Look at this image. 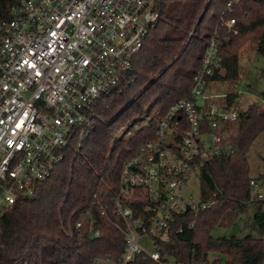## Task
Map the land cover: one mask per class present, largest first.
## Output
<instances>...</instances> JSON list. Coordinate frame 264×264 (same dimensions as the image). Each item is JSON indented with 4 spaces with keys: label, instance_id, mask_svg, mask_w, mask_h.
<instances>
[{
    "label": "built area",
    "instance_id": "built-area-1",
    "mask_svg": "<svg viewBox=\"0 0 264 264\" xmlns=\"http://www.w3.org/2000/svg\"><path fill=\"white\" fill-rule=\"evenodd\" d=\"M163 1L18 0L10 17L0 19V215L51 179L65 151L79 149L94 121L103 122L95 106L132 83V61L159 21ZM241 1L226 0L188 95L167 107H147L121 130L122 141L143 136L120 170L112 199L114 225L125 241L119 264L139 255L160 263V244L182 232L184 214L212 205L186 193L239 118L222 105L225 95L206 92L222 68L221 47L238 34L229 15ZM246 203L264 212V176L249 180ZM142 238L151 254L139 245Z\"/></svg>",
    "mask_w": 264,
    "mask_h": 264
},
{
    "label": "trees",
    "instance_id": "trees-1",
    "mask_svg": "<svg viewBox=\"0 0 264 264\" xmlns=\"http://www.w3.org/2000/svg\"><path fill=\"white\" fill-rule=\"evenodd\" d=\"M17 1L0 0V19L10 17ZM225 3L164 0L159 6V21L132 61L134 83L102 97L95 106L96 116L127 122L147 107H167L186 97L192 76L201 67L208 39L225 12ZM229 17L235 19L238 34L221 47L222 68L210 81L231 83L238 79V52L245 42H253L264 58V0H242ZM261 77L264 82V70ZM260 95L264 101V90ZM236 97L225 95L222 105L232 107ZM263 130L264 111L250 105L228 127L227 139L197 176L199 199L212 205L196 214H184L182 232L160 244V263L139 255L127 264H264L261 207L255 206L252 216L259 237L213 235L216 229L233 225L249 208L246 202L253 177L249 176L247 152ZM112 131L109 125L94 121L93 130L79 149L65 151L53 177L39 184L27 200L0 215V264H93L98 260L119 264L125 241L114 225L112 199L118 190L120 170L142 143L143 135L140 131L129 141L117 140L110 145ZM93 202L98 205L82 220L80 215ZM100 206L106 209L105 214ZM81 221L82 228L76 230L75 223ZM91 231L99 233L94 241L88 239ZM210 253L223 258L209 261ZM226 255L229 259L224 258Z\"/></svg>",
    "mask_w": 264,
    "mask_h": 264
},
{
    "label": "rangeland",
    "instance_id": "rangeland-1",
    "mask_svg": "<svg viewBox=\"0 0 264 264\" xmlns=\"http://www.w3.org/2000/svg\"><path fill=\"white\" fill-rule=\"evenodd\" d=\"M238 60V79L235 82L231 83L222 81H211L209 83L206 95L223 96L227 94H235L237 97L234 100V104L231 108L238 115H243L248 109V107L253 104L256 105L261 111H264V101L260 95L261 92L264 90V82L261 77V72L262 70H264V58L257 53L255 44L251 41H248L245 42V44L240 48L238 52ZM132 83L134 82L132 81ZM137 94L139 95L141 94V92L138 91ZM113 119H110L108 121L104 119L103 122L101 121L102 123H104L105 126L109 125L110 130H113L111 132V138L109 141L110 145L120 139L122 135V128L126 126L129 121H131H123L122 123H120V120L114 121ZM89 133L90 130H87V134L84 137L85 139L89 137ZM84 140L82 141V143H84ZM247 160L249 165L250 176H258V174H264V131L260 133L253 141L251 147L247 152ZM199 188V181L197 177H195L189 184L186 197L192 195L193 199L195 201H198ZM249 208L248 215L250 218L255 208L251 206ZM236 218L237 219L234 221V223H238L239 220L242 219L240 215H238ZM249 218L248 223L245 222V218L240 221L241 224L239 228L235 229V231L233 232L235 233V236L243 237L245 235H252L253 237L257 238L261 235L254 226L251 218ZM231 228L232 224L231 226L225 229H216L213 235L215 237L227 236L230 234ZM139 245L144 249L147 254L152 253L153 249L150 244L146 242V238L140 239ZM217 258H223V256L218 253H210L208 256L209 261H213ZM224 258L229 259V256L226 255L224 256ZM93 264L115 263L110 260H98L95 261Z\"/></svg>",
    "mask_w": 264,
    "mask_h": 264
},
{
    "label": "crops",
    "instance_id": "crops-1",
    "mask_svg": "<svg viewBox=\"0 0 264 264\" xmlns=\"http://www.w3.org/2000/svg\"><path fill=\"white\" fill-rule=\"evenodd\" d=\"M263 131H264V130H263ZM263 131H262V132H263ZM262 132H261V133H262ZM255 139H256V138H255ZM250 147H251V146H250ZM247 162H248V160H247ZM248 166H249V165H248ZM249 176H250V172H249ZM258 176H264V174H258ZM258 176L256 175V176H250V177H253V178H254V177H258ZM252 207L255 208V206H252ZM249 209H250V208H249ZM249 209H247L244 213L240 214V216H241V218H242L241 220H243V219L245 218V222H246V223L249 222V220H248V218H249V215H248V211H249ZM253 213H254V212H253ZM253 213H252V216H253ZM247 216H248V218H247ZM252 216L250 217L251 220H252ZM250 218H249V219H250ZM241 220H239L238 223L236 222L237 224L234 223V224L232 225L231 232H230L231 234H235V233H233V232L235 231V229L239 228V226H240V224H241V223H240ZM237 231H238V230H237Z\"/></svg>",
    "mask_w": 264,
    "mask_h": 264
},
{
    "label": "water",
    "instance_id": "water-1",
    "mask_svg": "<svg viewBox=\"0 0 264 264\" xmlns=\"http://www.w3.org/2000/svg\"><path fill=\"white\" fill-rule=\"evenodd\" d=\"M24 199L27 200L28 197H25ZM88 239L91 240V241H94V240L97 239V237L94 235V232H93V231H91V232L88 234Z\"/></svg>",
    "mask_w": 264,
    "mask_h": 264
}]
</instances>
